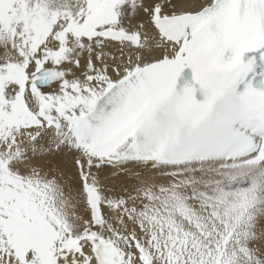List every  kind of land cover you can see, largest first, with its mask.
Segmentation results:
<instances>
[{
	"label": "snow or ice",
	"instance_id": "snow-or-ice-1",
	"mask_svg": "<svg viewBox=\"0 0 264 264\" xmlns=\"http://www.w3.org/2000/svg\"><path fill=\"white\" fill-rule=\"evenodd\" d=\"M0 264H264V0H0Z\"/></svg>",
	"mask_w": 264,
	"mask_h": 264
}]
</instances>
